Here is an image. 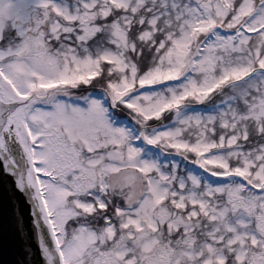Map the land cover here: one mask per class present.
I'll use <instances>...</instances> for the list:
<instances>
[{"label":"snow or ice","instance_id":"1","mask_svg":"<svg viewBox=\"0 0 264 264\" xmlns=\"http://www.w3.org/2000/svg\"><path fill=\"white\" fill-rule=\"evenodd\" d=\"M0 170L17 264H264V0H0Z\"/></svg>","mask_w":264,"mask_h":264},{"label":"water","instance_id":"2","mask_svg":"<svg viewBox=\"0 0 264 264\" xmlns=\"http://www.w3.org/2000/svg\"><path fill=\"white\" fill-rule=\"evenodd\" d=\"M11 192L10 178H7L0 170V264H17V261L21 259L19 242L8 213Z\"/></svg>","mask_w":264,"mask_h":264}]
</instances>
